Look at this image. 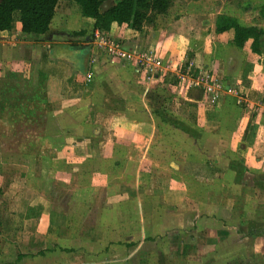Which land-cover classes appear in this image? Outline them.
I'll use <instances>...</instances> for the list:
<instances>
[{
    "label": "crops",
    "instance_id": "obj_1",
    "mask_svg": "<svg viewBox=\"0 0 264 264\" xmlns=\"http://www.w3.org/2000/svg\"><path fill=\"white\" fill-rule=\"evenodd\" d=\"M61 3L45 35L24 34L20 23L11 33L0 32V113L9 101L12 86H22L25 79H32L37 87L41 77L49 104L47 129L50 133L64 132L54 136V140H46L38 155H21L22 166L14 162L18 156L11 158L0 150V264H58L56 260L64 258L78 259L82 264V260L90 258H107L116 242L128 243L130 255L135 256L145 249L143 244L160 236L174 233L180 237L179 230L192 236L186 243L182 241L184 245L179 243L185 249L180 253L185 256L179 255L178 259L191 258L194 262L196 257L199 261L204 251L210 257H224L226 264H264V60L261 64L250 44L243 49L235 47L233 32L216 33L215 20L217 15L226 14L223 10H214L211 21L209 12L196 9L197 4L175 5L142 33L114 25L108 35L120 40L124 48L151 49L175 64L181 58L193 60L198 68L220 78L226 87L235 86L242 103L234 95L223 94L217 104L211 105L203 102L201 90L186 91L179 86L186 92H180L182 99L186 97L185 102L199 101L208 112L195 114L198 119L190 127L193 144L176 156L182 161L175 169L177 172L184 169V157L191 161L193 170L181 178L186 181L188 176V182L193 184L178 190L176 205L168 203V189H159L165 193L164 203L158 207L161 212H157L149 196L145 204L148 213L141 220L122 219L118 212L111 219L104 215L99 219H77V211H93L94 203L83 200L92 191H102L104 196L117 191L113 194H123L125 198L127 186L134 193L136 188L130 187V182H134L133 170L150 160L154 145L162 146L165 142L164 132L170 127L168 122L174 112L171 113L170 100L165 99L162 105L154 90L160 78L142 81L130 63L111 62L105 52L95 55L96 46L91 47L90 36L93 20L81 14V20L72 23V15L65 11L59 28L55 27ZM112 6L107 1L102 11ZM236 19L243 26L253 25ZM257 26L264 29V20ZM72 31H84L86 35L70 38ZM83 37L85 41L80 42ZM63 55L71 57L72 65L61 59ZM24 63L30 72L23 73ZM233 104L236 106L231 110ZM200 116L204 119L200 120ZM3 123L14 124L0 120V132L5 130ZM3 140L7 141L1 138L0 142ZM199 146L207 148L208 153ZM185 150L187 156L183 155ZM204 157L208 159L204 167L209 176L218 172L211 163L225 164L226 172L222 167L218 169L229 181L220 186L205 183L206 173L196 171ZM25 161L29 170L30 164L37 169L26 171ZM36 161L45 164L39 165L43 168L40 171ZM12 165L24 174H15L17 169ZM202 177L204 180H200ZM44 180L57 188H49L53 201L27 202L29 191L16 190L24 185L32 189V197L41 196L44 191L40 181L43 184ZM111 184L114 187L110 189ZM154 190L157 189L149 187L144 192L152 195ZM183 191L189 193L191 204L183 202ZM10 192L13 196L8 200L6 195ZM130 203L136 207V198L130 199ZM7 205L13 209H7ZM98 205L97 210L103 212L105 206H111L113 211L119 208L118 202ZM132 225L136 229L127 235L126 228ZM104 226L113 229L109 232ZM140 229L143 236L137 238ZM212 245L216 247L213 249Z\"/></svg>",
    "mask_w": 264,
    "mask_h": 264
},
{
    "label": "rangeland",
    "instance_id": "obj_2",
    "mask_svg": "<svg viewBox=\"0 0 264 264\" xmlns=\"http://www.w3.org/2000/svg\"><path fill=\"white\" fill-rule=\"evenodd\" d=\"M61 2L63 3H61V6L59 8V16L57 17L55 27L59 28V25L63 17V13L65 11H68L70 16L72 15L71 16L73 20L72 23L76 22L77 20L78 21L81 20L82 18L81 8L79 5H77L75 2H72V1H61ZM110 2L113 3V1H110ZM191 4L192 6L194 4H197V5H194L196 9L205 10L206 12H209V18L211 19V21L215 14L214 10L216 12H222L223 10V13L234 16L236 18H240L241 22L244 24L258 25L260 24V22L264 20V0H176L174 6L175 5L190 6ZM62 5H65V6L63 7ZM90 36L92 38L91 47L94 48V44L96 46L95 55L98 56L101 53L104 54L105 51L101 48L100 45H97L98 43H97L96 36L93 34H90ZM69 37L77 38V37H80V35H77L76 31H72ZM83 41H85L84 37L83 39H81L80 42H83ZM36 42L40 44L41 41L36 40ZM55 58L58 59L56 54H55ZM61 59L65 60V63H67V65H72L73 63V60L71 59V57H66V55H63ZM22 69H23V73L30 72V67L28 66V64L25 66V63H24L22 66ZM156 84L157 85H155L156 87L154 90L156 93L159 94L162 105H163V102H165V99L170 100V102L173 104L172 111L171 110L170 111L171 113L172 112L174 113L171 114L172 119H170L168 122L170 127H168V129L164 132L165 142L162 144V146L154 145L152 147L150 160L143 161L137 166V169L133 170L132 175L134 176V180H133L134 182L133 184L130 182V187L134 185V187L136 188L134 193L130 190L131 188L127 186L126 188L129 189V191L126 192L124 190L126 192L125 198L123 197V194L121 196L113 194L114 192H117V191H113V192L111 191L109 195H105V196L102 191L100 192L92 191V194L90 193V196L87 199H83V200H85L84 202L90 201L91 203H94L93 211L91 213H89L88 211H85V212L77 211L76 213H74V216L77 219L85 220L87 218H90L91 216H97V219H99L103 215L104 217L107 216L109 219H111L113 213L118 212L121 214L122 219L133 221L134 219L138 218V220H141L148 213L145 209V204L148 203L149 196H151V201H153L154 207L157 208V212L158 213L161 212L160 208L158 207H160L164 203L162 196L165 197V193L162 194L159 191V189L161 188L168 189L169 193L168 194L166 193L167 201L169 204L176 205V194L178 190H180V188L181 190L182 189L186 190V187H188L190 184H193L192 181L188 182L189 180L188 176L185 177L186 181H184V179L181 178L182 175H187L188 172H191L193 170V167L190 163L191 161L189 162L188 159H185L184 157L183 158L184 159L183 160L184 169H182L180 172H177L175 169L182 161H180L181 158H179L178 160V157L176 156L180 150L184 149L185 146H187L188 144H193V134L190 131V127L192 123L196 122L197 117L195 114L197 112L208 114V112H206L207 110H204L205 106L201 105L199 101H193L194 102L193 104H191L190 102H185V100L183 99L186 97L182 99V97L180 96V92L181 93H186V92L180 90L179 84L176 81L172 80L171 78L169 77L160 78ZM171 94L178 96V97H174ZM141 102L144 103L143 101ZM231 106L233 107H231L230 109L234 110L235 109L234 106L236 105L233 104ZM175 113H178V114H175ZM236 113H235V118H236L235 121L238 122V116H240L238 115L239 111H237ZM201 117L202 116H200L199 119L203 120L204 117L202 118ZM163 119L165 120V117ZM4 125L5 126L2 125V129H5V130H2V134L4 137H7L8 139H6L7 140L6 142L4 140L0 142V150L3 151V154H7L11 158H15L16 156H18L19 159H16L14 162H16L17 165L22 166V164L20 163L21 161L23 162V160L21 159V155H30V154L23 153L19 150L20 143L18 139L13 136L14 134L11 130L12 127L14 128V126H17V125L16 124H12V125L4 124ZM42 126L44 127L42 128ZM28 128L32 132H34L33 136H35L31 138L33 140V144L29 148L30 153L34 151L36 152L41 151L42 147L45 144L44 142L46 140L51 141V140H54V136H60L64 134V132L50 133V131L47 129L48 128V115L42 118L40 128H36L30 125L28 126ZM3 136L1 137L3 138ZM1 137H0V140H1ZM199 147L204 152L206 151V153H208L207 148H203L201 146ZM189 150L190 152H192V149H189ZM164 154H166L167 156L162 157V155ZM35 155H38V154H35ZM183 155L185 156L188 155L186 150L184 151ZM202 159L204 160L203 162L200 163V169L198 170V168H196V171L201 170L200 173H206L207 177L205 179V183L210 182L212 183L211 186H214V185L220 186V185H224L226 181H229V179H226L224 176V172L227 171L225 164H218V163L212 164L211 163L213 170L218 171L215 174V176L213 175L212 177V176H209V174H207V172L205 171L206 167H204L205 164L208 163V159H206V157ZM36 164L38 165L39 171L40 169H43L41 166L43 167L45 166L44 163H39V161H36ZM196 164L198 165V163ZM30 165H32V167L29 166L31 168L29 170V168L26 167L28 165H26V161H25L26 171L29 170L28 172H31V171L33 172L34 169H37V166H34L33 164H30ZM228 165L232 167L231 164H228ZM12 166L17 169L14 171L12 170L15 174H19V175L24 174L22 170H19V167H17L16 165H12ZM218 167L224 168V172L221 171V169H218ZM128 176L130 178V175ZM200 180H204V177H202ZM41 181L43 182V179H41ZM41 181H40V186L42 187L41 189L44 191V194H42L41 196L34 195L32 197V194H33L32 189H28L27 187H24V185L19 186L18 184L17 186L19 187L16 188V190L17 192H22L23 189H26L27 191H29V194H27L25 198L27 199V202H30V201L31 202L32 201L33 202L43 201L44 203L49 202L53 198L52 189L56 190L57 188H54V186H50L51 184H49L47 180H44L43 184ZM25 184H26V181H25ZM0 185H1V182H0ZM122 186L124 188L125 184L121 185V187ZM201 186L205 187V186H208V184L207 185L202 184ZM50 187L52 188L51 191L49 189ZM113 187H114L113 184L109 186L110 189ZM149 187H152L153 189H157L156 191L154 190V194L146 195V193L144 192V189L149 188ZM116 189L119 190V188H116ZM8 191L9 190H7V192ZM183 192L186 195L185 196L186 198L184 199L183 202H185V204L187 203L191 204L190 198L188 199L189 193L187 191H183ZM12 196L13 194L12 192H10L6 195V199L10 200ZM132 198H136V203H135L136 207L130 203V199ZM146 198H147V201H145ZM101 202H104L105 204H113V203L118 202L119 208L113 211L111 209V206H105L106 209L104 212L103 210L98 211L97 210L99 206L98 203L100 204ZM7 209L12 210L13 207H11V205H7ZM88 213H89V216H88ZM104 229L110 232L112 231L113 227L104 226ZM131 229H136V226L132 225L131 228L127 227L126 228L127 235L131 233ZM179 235L180 237H178L174 233L165 234L163 236L156 238L154 241L148 243L147 245L143 244V246H145V249L140 250L138 254H136L135 256L134 254L130 255L131 252L129 251V248L126 247L128 243L116 242L115 244H112L113 249H109V251L107 252L109 254L107 258L102 259V260L96 259V258L94 259L90 258L86 260V262L82 260L83 261L82 264H86V263L87 264H98V262H101V264H226V260L224 259V257H221V258L210 257V254H208L209 252L207 253L204 251L201 252L200 254L201 257L199 261H196V257H195L194 262L191 258L188 260L178 259L177 257L179 255L185 256L184 254L180 253L181 251H185V249L183 250L181 246H179V243L182 244V241L186 243L185 241H189V239L192 236L190 232H187L185 230H179ZM140 236H143V234L141 233V229H140V232L137 233V238H139ZM114 238L117 240L118 237H114ZM142 238H143L142 240H145L144 237ZM202 244L203 242L201 243V245ZM215 247H216L215 245H212L213 249ZM96 254H90V255H94V256L99 255V254L98 255ZM56 261L58 262V264H62V263L81 264L80 262L81 260L71 259V258H68V259L64 258L62 260L58 259ZM246 262L248 263L249 260H246ZM253 263H255V260H253ZM230 264H233V263L231 262Z\"/></svg>",
    "mask_w": 264,
    "mask_h": 264
},
{
    "label": "trees",
    "instance_id": "obj_3",
    "mask_svg": "<svg viewBox=\"0 0 264 264\" xmlns=\"http://www.w3.org/2000/svg\"><path fill=\"white\" fill-rule=\"evenodd\" d=\"M61 1H72L79 5L82 16L93 20L95 35L96 32H110L114 25L126 26L132 31L142 33L146 26L156 25L159 17L167 14L176 0H0V32L11 33L20 23L24 34L45 35L50 30ZM107 1H113V6L103 12L102 6ZM215 29L217 34L233 32L232 43L239 49L250 44L251 52L263 63L264 29L257 25L243 26L235 17L226 14L217 16ZM77 35L85 36L86 33L81 31ZM44 90L43 78L40 77L37 87L33 86L32 79H25L22 86L11 87L7 106L4 104L0 113L1 120L5 119L17 125L11 130L20 143L19 150L23 153H40L39 150L29 152L33 144L31 138L35 136L28 126L40 128L42 118L48 115L49 104ZM3 138L8 139L4 136ZM21 257L25 256H19Z\"/></svg>",
    "mask_w": 264,
    "mask_h": 264
},
{
    "label": "built area",
    "instance_id": "obj_4",
    "mask_svg": "<svg viewBox=\"0 0 264 264\" xmlns=\"http://www.w3.org/2000/svg\"><path fill=\"white\" fill-rule=\"evenodd\" d=\"M97 45L105 51L111 62L121 60L134 66L135 73L142 81H154L158 78L169 77L175 79L179 86L188 91L199 89L204 94L203 102L215 105L223 94L238 97L235 86L226 87L224 82L204 68H198L193 60L179 59L178 63L166 60L158 52L149 49L135 48L128 50L118 39L111 38L106 32H96Z\"/></svg>",
    "mask_w": 264,
    "mask_h": 264
}]
</instances>
